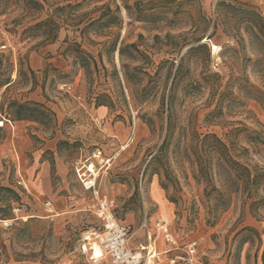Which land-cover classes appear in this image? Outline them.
I'll return each instance as SVG.
<instances>
[{
	"label": "rangeland",
	"instance_id": "obj_1",
	"mask_svg": "<svg viewBox=\"0 0 264 264\" xmlns=\"http://www.w3.org/2000/svg\"><path fill=\"white\" fill-rule=\"evenodd\" d=\"M232 1L264 17V0ZM217 2L174 3L157 21L141 22L122 0H46L48 12L61 7L57 13L68 22L55 40L25 30L34 22L28 17L16 26L21 9L0 15V82L11 79L0 87V213L17 199L14 217L0 218V264H113L108 256L94 260L89 245L83 246L84 233L101 225L94 213L98 197L109 198L117 218L130 225L132 250L149 245L145 223L154 233L156 220L168 222L178 248L167 251L160 236L152 264H187L183 257L194 242L193 264H262L264 207L253 210L251 200L237 192L226 209L213 211L219 195L208 197L196 178L189 145L193 130L224 136L236 126L264 127V94L254 98L251 87L264 93V41L239 8L223 5L214 26ZM104 11L115 17L111 26L84 28ZM168 32L204 35L207 43L185 59L176 81L181 54L173 45L183 36L168 38ZM127 43L137 47L121 55ZM212 73L230 84L226 114L208 124L204 114L216 102L210 85L218 79ZM172 93L176 128L162 158L149 162L166 137ZM12 100L39 103L46 112L42 120L16 119L19 108ZM240 144L250 146L243 137ZM260 150L252 157L264 166V145ZM99 151L102 162L94 156ZM90 163L96 166L98 196L78 175ZM245 226L256 227L262 239L243 231ZM247 235L252 239L241 241Z\"/></svg>",
	"mask_w": 264,
	"mask_h": 264
},
{
	"label": "trees",
	"instance_id": "obj_2",
	"mask_svg": "<svg viewBox=\"0 0 264 264\" xmlns=\"http://www.w3.org/2000/svg\"><path fill=\"white\" fill-rule=\"evenodd\" d=\"M122 1L126 9L131 12L134 20L147 22L153 20L157 21L161 18L162 9L171 8L174 3L180 6L184 1L189 0H135L133 3H130L129 0ZM236 2L238 5H235L232 0H218L215 10L216 16L214 18V26L217 25L219 11L223 5L231 7L232 9L239 8L250 18L252 33L264 41L263 15L257 10L247 7V3ZM116 6L120 9L119 4H116ZM59 8L61 7H55L51 12H48L46 0H0V15L8 12L11 14L17 9H21L22 12L13 19L15 25L17 26L23 23L24 19L28 17L34 22L25 28V30H40L48 40H55L63 24L68 23L62 15L57 13ZM46 11L48 12L46 16H42ZM107 11H112L109 5H107ZM107 11L101 13L98 18L91 20L84 28L95 23L111 26V24L115 22V17H113L114 15L109 16ZM117 18H119V16H117ZM206 22L209 24V21L206 20ZM14 30H16V28H14ZM187 34L188 33H179L174 35L171 32L166 34L168 38L183 36L180 41H176L173 45L174 50H176L179 55L181 54L174 71L173 81L178 80L184 74L185 59L199 47H207V43L205 41L202 42L205 37L204 35L199 37H188ZM159 36V34L155 35L156 38H159ZM212 36L213 34H209L207 37L211 38ZM115 46L116 43H114L113 47L115 48ZM128 47H137V45L136 43L125 44L119 48L120 54L123 55ZM211 76H215L218 79L213 85H210L212 96L216 98V102L215 106L204 114V119L208 124L218 123L226 114L225 107L228 106L226 100L229 94L228 85L230 84L229 80L223 85L222 76L218 73H212ZM203 78L204 80L206 79L205 77ZM9 83H11V79L7 77L4 81L0 82V87ZM251 87L253 90L252 96L258 100H262L263 91L253 84ZM173 101L172 93L171 100L168 102L166 115V137L156 153L153 155L151 154L152 157L149 162L162 158L166 145L168 144V138L174 134L176 121L173 115ZM12 103L19 108L18 111L13 112L16 119L33 118L42 120L41 115L46 112L45 108H40L42 105L39 103H34V106H31L30 102H19L18 100H12ZM208 106H210V104ZM23 109L28 112L22 113ZM239 123L243 124V122ZM244 130H248V133H244L246 132ZM193 135L194 139L189 145L191 155L193 156V162L197 167L196 178L198 181L205 183V192L208 197H211L214 193L219 195L216 198V203L212 207V210L226 209L231 203L230 194L237 192L244 193L246 198L251 200L250 205L253 210L255 208L264 207V195L260 194L264 191V166L260 165L252 157L253 155H259L261 152L260 148L264 145V127L261 126L251 130L246 125L236 126L227 131L224 136H220L214 131L201 133L193 130ZM241 137H243L250 146L241 145ZM223 174L226 176L225 180L221 177ZM217 181L221 182L220 186L217 184ZM16 200L17 199L13 198L8 200L7 212H4V210L0 213L1 219L14 217L12 216V209L14 208V202H16ZM242 230L253 233L259 240L262 239V234L256 227L245 226ZM250 239L252 238L247 235L242 237L241 241H248ZM261 261L264 264V250L262 252ZM256 262L258 263V260Z\"/></svg>",
	"mask_w": 264,
	"mask_h": 264
},
{
	"label": "built area",
	"instance_id": "obj_3",
	"mask_svg": "<svg viewBox=\"0 0 264 264\" xmlns=\"http://www.w3.org/2000/svg\"><path fill=\"white\" fill-rule=\"evenodd\" d=\"M64 87L68 91L72 89V85L68 83H65ZM9 122L11 121L9 120ZM94 156L100 158L101 162L105 160L101 156V151H99L98 155L95 154ZM92 164L94 163L87 165L85 170L79 169L78 175L85 189H92L98 196V189L96 187L97 174L90 170ZM94 167L96 169L95 164ZM51 204V202H48V205ZM94 213L100 220L101 225L87 230L83 236V246L87 248V245H89L92 258L95 252L94 247L98 245L103 250V254L98 260H102L108 256L113 264H152L151 258H154L157 254L156 241L160 236L169 245L167 251L178 248V239L171 231L168 222L164 219L155 221L154 228L156 233L151 232L148 223L144 224L148 228L149 245H143L144 247L142 246L140 251H135L130 248L131 227L117 218L113 209V202L109 198L98 197V201L94 205ZM154 235L155 237L153 238ZM145 250H148V258L144 256ZM138 252H140V255ZM195 254L196 243L194 242L188 245L187 256L183 257V259L187 264H193ZM93 259L98 261L96 257ZM172 261L174 262L175 259L173 258Z\"/></svg>",
	"mask_w": 264,
	"mask_h": 264
},
{
	"label": "bare ground",
	"instance_id": "obj_4",
	"mask_svg": "<svg viewBox=\"0 0 264 264\" xmlns=\"http://www.w3.org/2000/svg\"><path fill=\"white\" fill-rule=\"evenodd\" d=\"M213 47V52L216 53V51L219 49V46L215 43L212 44ZM220 51V50H219ZM218 52V51H217ZM86 167V166H85ZM90 170L96 172V169L94 167V164L91 165ZM97 174V172H96ZM165 220V219H164ZM95 252L93 255V258H97V260L100 258V256L103 254V250L101 249V247H99L98 245H96L95 247ZM140 255V252L138 253ZM152 259V258H151ZM152 261V260H151Z\"/></svg>",
	"mask_w": 264,
	"mask_h": 264
},
{
	"label": "crops",
	"instance_id": "obj_5",
	"mask_svg": "<svg viewBox=\"0 0 264 264\" xmlns=\"http://www.w3.org/2000/svg\"><path fill=\"white\" fill-rule=\"evenodd\" d=\"M261 261V260H260ZM261 263L263 264V262L261 261Z\"/></svg>",
	"mask_w": 264,
	"mask_h": 264
}]
</instances>
